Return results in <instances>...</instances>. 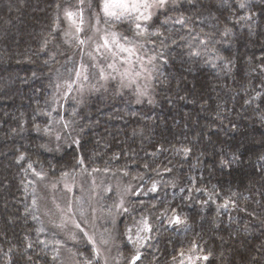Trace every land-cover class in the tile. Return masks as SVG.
<instances>
[{
    "label": "trees",
    "instance_id": "16d2710c",
    "mask_svg": "<svg viewBox=\"0 0 264 264\" xmlns=\"http://www.w3.org/2000/svg\"><path fill=\"white\" fill-rule=\"evenodd\" d=\"M71 3L0 0V264H67L39 183L83 170L144 187L119 220L122 264L137 249L136 264L197 255L208 256L204 264H264V0L170 5L150 29L159 35L146 36L159 65L155 100L91 94L56 139V77L72 65L63 36ZM114 24L132 36L128 22ZM176 217L182 222L170 223ZM143 220L151 231L138 242ZM83 244L69 246L79 264H104Z\"/></svg>",
    "mask_w": 264,
    "mask_h": 264
},
{
    "label": "rangeland",
    "instance_id": "374dc122",
    "mask_svg": "<svg viewBox=\"0 0 264 264\" xmlns=\"http://www.w3.org/2000/svg\"><path fill=\"white\" fill-rule=\"evenodd\" d=\"M71 2V5H66L64 9L70 8L73 11L78 8L81 9L84 23L82 25L83 31L76 33L64 17L63 10V36L68 49L65 59L70 60L72 65L67 72H60L56 77L51 117L54 122L53 135L56 139L61 138L64 128L70 130L68 117L69 113H73L70 112L72 107L79 106L85 97L91 94L109 90L122 94L126 90H130L136 100L140 102L154 101V83L159 68L155 59L152 65H148L150 75H141L128 86H122L119 76L107 67L108 64L114 62L117 67H121L119 59L114 61L111 53L103 47L97 51L98 46L103 43L102 38L106 32L113 31L123 35L114 24L119 21H106L100 14V22L97 23L98 0H85L83 5H80L78 0H71ZM89 3H91V7H89ZM130 27L133 26L130 25ZM131 35L129 39H135L137 44L144 46L139 55L147 63L148 57H154V55L147 50L146 37H134L133 31ZM77 36L85 43L80 44L76 39ZM122 58L120 57V59ZM82 66L87 69L88 80L76 79L75 73L80 71ZM123 67H121V71H123ZM101 68L104 69V75L108 77L107 79L101 78ZM113 76L115 78H112ZM65 82H73L71 91L67 89ZM143 188L137 186L136 182L127 176L109 171L83 170L57 179L41 178L39 183L40 209L45 220L49 225L58 229L64 242L68 245L62 246L65 262L67 264H79L69 246L85 245L83 243L87 242L93 249L99 250V256L104 264L105 262L106 264H122V258L118 251L119 220L125 212L130 210V197L138 195L141 190L143 191ZM147 188L145 187V189ZM144 192L147 193L148 191L144 190ZM137 236L140 234L137 233ZM199 257L201 259L197 260L196 264H204L203 256ZM185 264H189L188 258Z\"/></svg>",
    "mask_w": 264,
    "mask_h": 264
},
{
    "label": "snow or ice",
    "instance_id": "6c2138e0",
    "mask_svg": "<svg viewBox=\"0 0 264 264\" xmlns=\"http://www.w3.org/2000/svg\"><path fill=\"white\" fill-rule=\"evenodd\" d=\"M80 5L85 3V0H78ZM177 0H98L97 7L99 8V13L97 14L98 19L97 23H99V16L102 14L103 18L106 21H126L130 25L133 26L132 31L134 37H146V36H155L159 35L158 32H153L150 29L153 26L155 18L158 15L165 11L170 5H175ZM247 5L243 2L239 4L240 8H245ZM59 7V5H57ZM89 7H91V3H89ZM64 17L70 23V26L75 29L76 33L83 31V11L81 9H77L75 11L70 10V8L64 9ZM176 24L184 25L185 21L183 19H177L174 21ZM168 24V20L165 19L161 22V25ZM67 35V33H66ZM76 39L80 44H84V40H80L77 36ZM102 45L98 46L97 51H99L100 47L106 49L109 53H111L114 61L119 59L121 67H123V71H121V67H117V64L111 63L108 64V68L112 70L117 76H119L122 86H128L133 82L135 78L140 77L141 75L148 74L150 75V70L148 65H152L155 57H148L147 63H145L144 58L139 55L141 50L143 49L142 44H137L135 39H129L127 36L120 35L113 31H108L105 33ZM123 41V42H122ZM45 42V46H46ZM120 57H123L120 59ZM101 78L107 79L108 77L104 75V69H100ZM76 79L79 80L83 78V80H88L87 69L83 66L80 71L75 73ZM112 78H115L113 76ZM66 87L69 91L72 90L73 82H65ZM59 88V85H57ZM143 94V93H141ZM67 127V125H65ZM39 131V129H37ZM59 138V137H58ZM78 143V141L76 142ZM187 151V149H185ZM21 160L24 159V156L20 157ZM80 163H83L81 160ZM31 167V165H29ZM39 175V173H37ZM153 191L155 188L152 189ZM182 221L179 217H176L174 220L170 221V223L179 224ZM151 228L148 225L146 220L141 221V226L138 227L137 233L140 232H150ZM131 240V237H129ZM148 237H139L138 242L147 240ZM43 243V241H41ZM143 243H140V247H143ZM31 247V245H29ZM96 255L99 256V250L94 249ZM194 251V250H193ZM183 255V253L181 254ZM55 258V257H54ZM141 259V254L139 249L136 251V255H134L130 261V264H136L137 261ZM201 259L199 256H188L189 264H196V261ZM202 259L207 260L208 256H203ZM90 264V262H89ZM106 264V262H105ZM180 264H184L183 261Z\"/></svg>",
    "mask_w": 264,
    "mask_h": 264
}]
</instances>
